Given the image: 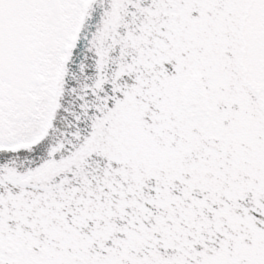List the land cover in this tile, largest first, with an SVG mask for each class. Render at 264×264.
<instances>
[{
    "label": "snow or ice",
    "instance_id": "6c2138e0",
    "mask_svg": "<svg viewBox=\"0 0 264 264\" xmlns=\"http://www.w3.org/2000/svg\"><path fill=\"white\" fill-rule=\"evenodd\" d=\"M0 264H264V0H0Z\"/></svg>",
    "mask_w": 264,
    "mask_h": 264
}]
</instances>
